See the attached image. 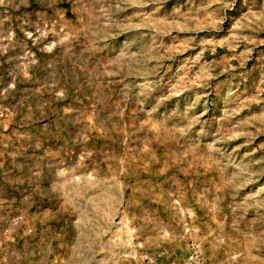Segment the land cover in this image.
<instances>
[{
  "label": "rangeland",
  "instance_id": "rangeland-1",
  "mask_svg": "<svg viewBox=\"0 0 264 264\" xmlns=\"http://www.w3.org/2000/svg\"><path fill=\"white\" fill-rule=\"evenodd\" d=\"M0 264H264V0H0Z\"/></svg>",
  "mask_w": 264,
  "mask_h": 264
}]
</instances>
